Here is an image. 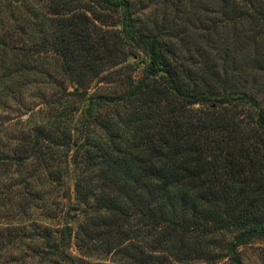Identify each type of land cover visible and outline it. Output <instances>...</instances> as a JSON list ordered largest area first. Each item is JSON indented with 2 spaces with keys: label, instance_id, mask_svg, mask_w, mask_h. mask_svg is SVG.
Listing matches in <instances>:
<instances>
[{
  "label": "trees",
  "instance_id": "obj_1",
  "mask_svg": "<svg viewBox=\"0 0 264 264\" xmlns=\"http://www.w3.org/2000/svg\"><path fill=\"white\" fill-rule=\"evenodd\" d=\"M161 1L170 15L143 23L131 0H0L1 21L23 15L0 26V107L35 69L28 85L50 109L19 105L40 120L3 158L47 147L49 182L69 178L80 205L65 211L75 226L42 227L49 264H243L242 246L264 251V107L248 82L264 0ZM72 239L101 260L74 256Z\"/></svg>",
  "mask_w": 264,
  "mask_h": 264
},
{
  "label": "rangeland",
  "instance_id": "obj_2",
  "mask_svg": "<svg viewBox=\"0 0 264 264\" xmlns=\"http://www.w3.org/2000/svg\"><path fill=\"white\" fill-rule=\"evenodd\" d=\"M38 1L44 2V0ZM131 2L134 10L143 14V23L150 18L158 21L170 15L171 7L161 0L152 3L149 0H131ZM6 4L7 1L2 3L3 10L8 7L5 6ZM9 9L7 15H3L4 19L0 20V26L4 25L3 28L14 26V19L18 22L23 17L13 6ZM34 14L40 19L37 11ZM249 55L252 57L250 59L252 62L248 69L251 71L250 75H254L249 76L248 82L253 80V89H251L253 95L264 107V36L256 45L250 47ZM35 71L30 69L22 73L23 79L17 80L13 85L16 89L14 92H20L21 95L9 99L0 107V264H49V257L44 247L45 230L42 227L60 225L68 217L65 211L80 207L73 198L72 181L69 178L54 187L49 182L39 158H42L47 147L27 153L28 158L22 159L21 164L16 163L17 160L3 158L20 155L22 136L31 134V128L40 120L37 118L38 115L31 114L30 107L23 110L19 105L30 106L31 101H35L37 105L33 110L39 107L42 109L40 118L50 112L49 104L40 100V85L31 84L30 87L28 85V80L36 73ZM240 74V77L244 76L243 73ZM51 212L56 219H50ZM80 218V214L76 217H68V222L75 226ZM19 224L26 226L25 237H22V232L17 230ZM36 226L41 228L38 230ZM261 244L259 240H253L240 248L243 264H264V251L259 247ZM70 251L86 262H97L102 258L97 255L91 257L79 255L73 239ZM108 259L109 257H106L105 262L109 263Z\"/></svg>",
  "mask_w": 264,
  "mask_h": 264
},
{
  "label": "water",
  "instance_id": "obj_3",
  "mask_svg": "<svg viewBox=\"0 0 264 264\" xmlns=\"http://www.w3.org/2000/svg\"><path fill=\"white\" fill-rule=\"evenodd\" d=\"M76 211H77V209L73 210V212H76Z\"/></svg>",
  "mask_w": 264,
  "mask_h": 264
}]
</instances>
